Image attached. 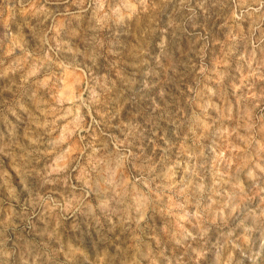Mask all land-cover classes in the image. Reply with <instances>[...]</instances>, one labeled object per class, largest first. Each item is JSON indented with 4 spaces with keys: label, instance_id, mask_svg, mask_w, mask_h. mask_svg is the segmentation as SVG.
<instances>
[{
    "label": "rangeland",
    "instance_id": "1",
    "mask_svg": "<svg viewBox=\"0 0 264 264\" xmlns=\"http://www.w3.org/2000/svg\"><path fill=\"white\" fill-rule=\"evenodd\" d=\"M0 264H264V0H0Z\"/></svg>",
    "mask_w": 264,
    "mask_h": 264
}]
</instances>
